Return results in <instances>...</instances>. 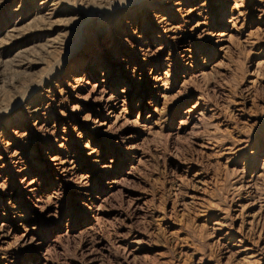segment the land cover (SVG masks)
Returning <instances> with one entry per match:
<instances>
[{
	"label": "rangeland",
	"instance_id": "374dc122",
	"mask_svg": "<svg viewBox=\"0 0 264 264\" xmlns=\"http://www.w3.org/2000/svg\"><path fill=\"white\" fill-rule=\"evenodd\" d=\"M115 1L56 0L58 15L45 21L51 0H0V264H225L220 239L250 219L252 202L264 205V0H245L239 31L229 22L233 0H146L136 18L110 11ZM189 18L208 33L193 36ZM170 25L180 28L188 60ZM13 28L19 39L7 37ZM219 32L234 38L215 45ZM84 49L100 60L127 55L136 67L132 83L116 87L113 79L129 80L127 65L106 72L126 129L95 130L97 112L70 113L78 92L65 75ZM91 58L80 75L105 80ZM158 63L168 78L163 110L152 80ZM54 69L58 76L26 99ZM186 72L194 77L184 85ZM30 101L39 117L29 115ZM206 102L213 110L203 124L181 125ZM14 151L24 157L18 169ZM224 217L231 226L215 231Z\"/></svg>",
	"mask_w": 264,
	"mask_h": 264
},
{
	"label": "bare ground",
	"instance_id": "6f19581e",
	"mask_svg": "<svg viewBox=\"0 0 264 264\" xmlns=\"http://www.w3.org/2000/svg\"><path fill=\"white\" fill-rule=\"evenodd\" d=\"M51 1H52V4L49 6H48V2L44 3L45 7L50 11V12H48V14H46V16L43 17L45 21L49 20V19L50 20L54 19L58 15L56 12V4H55L56 0H51ZM145 1L146 0H116L115 2H113L111 4L110 11H112L115 14L118 13V15H124L125 13H128L129 16L136 18V13H137L136 12L137 11L136 5L140 6L142 8L145 5ZM148 1H152V0H148ZM249 1H252V0H249ZM255 1H257L260 4H262V2H263V0H255ZM245 4H246L245 0H239V1L233 0V5L231 6V12L233 14H231L232 16L230 17L229 22L233 21V23H235L234 26L235 27L237 26L235 28L236 31L245 29L244 28L245 27V20L243 22L241 21V19L245 18L247 15ZM50 7H53V9ZM257 11L260 12L259 18L260 19L263 18L264 17V9L257 8ZM190 12H189V15L191 14ZM200 12H201V10H199V13L197 14L198 17H202V14ZM47 17H49V19ZM192 22L194 23V25L193 26H186V28H187V30H190L191 32H193L192 33L193 36L199 38L202 35H204L205 33H208L209 28L204 21L195 20V18H189V20L187 21V24H192ZM170 26H171L170 30L173 32L172 38L176 42H178L177 45H178V49L180 50V53H181V58L188 60L190 58V56H188L189 50L187 49V46L184 43L180 42L183 39V36L179 30L180 28H177V27L172 26V25H170ZM238 26H239V28H238ZM39 31H37V33H35L36 37L39 36L40 33L42 31H44V29L40 28ZM233 31L234 30H232V32ZM194 32H196V33H194ZM41 36L42 35H40V37ZM7 37L9 39H19L21 37V35L19 33V29L13 28V30L11 31V34L8 33ZM212 37H213L212 39H213L215 45H219L221 43H224L225 40H231V38H234L232 33L226 34L224 32H219L215 35L213 34ZM92 51H93L92 49H86V50L84 49L82 56H79L75 61H72V63L70 64V67L68 68V71L65 75V81H66L67 87L70 90L78 92L76 94L78 95L77 99L79 101V103H77L78 105L72 107V109L70 110L71 112L70 111L69 112L73 113L74 114L73 116H75V117L77 114H79L80 108L81 109H87L86 111H88L89 113L90 112L91 113L97 112L98 117L93 120L95 130H99V131L111 130L112 128H116L117 125L122 126V129H126V126H128V124H130V122H128V120L126 119V117L123 113L124 111H123L122 106L124 105V103L122 105L118 104V103H120V99H119L120 97H118V95L116 94V91L110 90L108 88V84L106 82L108 73H106V72H107V70H109V72H113L115 74H118L121 72L122 67L124 65H127V69H126L127 75L125 76V78H128L129 80L128 81L124 80V82H123L122 78L121 79H113L112 87H116V86L123 85V84L126 85V83L131 84L132 83L131 78H133L135 76V74H131V73L136 72V67H134L132 71L129 70V65L131 64V62H130V57H128L127 55L125 57L128 59L121 56L119 59L100 60V59L92 56L93 55ZM117 53H118V50L114 51V55H116ZM88 54H91V55L89 56ZM87 56L92 57L91 59L94 62L93 67H94V69H96L97 72L100 69L102 70L99 73L102 75L103 78H105V80L101 79L97 82L92 83L91 78L89 81H87L85 74L80 75L82 61ZM99 56H102L101 53L99 54ZM88 62L89 61L87 60V63ZM162 66L163 65H160L158 63V65L155 67V69L152 70L154 72V76L152 77V80L155 81L157 84H161V86L156 87V89L159 90L157 92L158 97L163 101V103H162V110H163L164 106L169 105L170 97H169L168 92H167L169 89L168 88V78L166 76H163V75H165V73L161 72ZM57 73H58V70H56V69L51 70L44 78L41 79L40 83L38 84L39 85L38 87L35 85L30 90V92L28 91V93L25 95V98L27 99L35 89L38 90L39 88H42L44 84L48 85L49 83H51V81L56 76H58ZM203 74H205V73H203ZM183 76H184L183 77V79H184L183 84L184 85H185V83H187L186 80H191L194 77L193 75H191L190 73H187V72L184 73ZM123 78H124V76H123ZM37 90H35V91H37ZM46 107L48 108L49 104H47ZM211 108H212V105L208 102L203 103V104L196 103L193 107L188 109L185 112V114L182 116L181 122H180L181 125H188V122H190L192 119L194 120V118H196L195 123L193 124V127H198L200 124H203V122L205 120H207L206 117L208 116V113H210V111L213 110V108L212 109ZM241 109H243V108H241ZM28 110H29L28 111L29 115L33 113V115H35L36 117H39L38 115H39L41 109H40L39 105H37L36 101H30V108H28ZM30 111H32V112H30ZM153 111H154V113L159 114V110L154 109ZM60 112H62V114H67L63 110ZM237 112H239V114H240L242 112V110L238 109ZM89 113L87 115H85L83 117V119L86 120V118L87 119L90 118L91 116ZM156 114H153V115H156ZM194 115H196V116L194 117ZM214 119H216V118H214ZM210 120H211V118H210ZM191 129H192V127H191ZM117 130H119V129H117ZM51 133H53V132H51ZM17 134H19V133H17ZM25 135L26 134H23V136L20 135L19 137L22 138ZM209 142H211V141H209ZM202 144H200V145H202ZM7 145L9 146L10 144H7ZM211 145H212V143H211ZM209 148H211V146ZM94 154H95V152L92 151V154H90V155L93 157ZM10 156L14 162V168L18 169V166H20L24 162L23 154L19 153L18 151H14L13 153H11ZM53 161L57 163V166H59V167L63 166V162L60 159L55 158ZM262 162H263L262 167L260 168L261 172L257 178L264 177V160ZM27 167L28 166L26 165L24 168H22L21 171H23V172L28 171ZM72 169L63 170V173H65L64 175H66L65 176L66 178L74 175V173L72 172L73 171ZM73 177L74 176H72V178ZM246 187L250 189L251 185L248 184ZM256 203L257 202L254 201L250 204L251 206H249V208L255 207V211L250 215V219L245 224L242 223V225L240 226L239 229H236L235 227H232L231 225H229L228 220L225 217L221 218V219L219 218L217 220V222L215 224V226H217V227L213 228L215 231H219L223 228H228L227 226H231V228H228V231L224 234L222 239H220V241H219V246L222 249L225 248L227 250L226 251L227 257L225 258V260H226L225 264H264V205L263 204H256ZM237 235H239V237H240V239L238 241L240 244H239V246H237V247H239L238 249L230 247V242ZM252 237L256 238V240H254ZM251 239H253L251 247H249L248 245H245V243L247 241H250Z\"/></svg>",
	"mask_w": 264,
	"mask_h": 264
}]
</instances>
